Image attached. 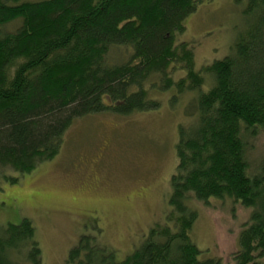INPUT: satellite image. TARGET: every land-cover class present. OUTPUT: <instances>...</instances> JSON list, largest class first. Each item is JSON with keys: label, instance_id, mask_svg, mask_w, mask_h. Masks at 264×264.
<instances>
[{"label": "trees", "instance_id": "1", "mask_svg": "<svg viewBox=\"0 0 264 264\" xmlns=\"http://www.w3.org/2000/svg\"><path fill=\"white\" fill-rule=\"evenodd\" d=\"M198 2L0 0V179L8 183L18 178L6 171L24 176L55 159L79 119L156 110L153 92L175 89L174 104L194 96L192 122L179 128L165 222L122 260L82 236L69 264H221L202 259L192 239V200L209 207L212 199L253 210L233 264H264V162L250 175L246 161V140L264 133V0H246L245 32L228 56L201 69L193 47L176 40ZM0 264H44L30 220L0 227Z\"/></svg>", "mask_w": 264, "mask_h": 264}, {"label": "rangeland", "instance_id": "2", "mask_svg": "<svg viewBox=\"0 0 264 264\" xmlns=\"http://www.w3.org/2000/svg\"><path fill=\"white\" fill-rule=\"evenodd\" d=\"M246 5V0H199L185 30L176 35L177 42L193 47L197 69L230 54L246 30ZM175 95V89L153 92L161 103L156 110L79 119L64 135L55 159L24 176L4 171L18 183L0 179V227L30 220L44 264H69L70 251L86 235L115 250L120 260L131 254L171 210L179 128L192 122L186 109L194 97L185 94L174 104ZM246 144L248 172L259 174L264 133ZM191 204L198 212L192 239L201 258L233 264L239 232L253 210L230 199H212L209 207Z\"/></svg>", "mask_w": 264, "mask_h": 264}]
</instances>
